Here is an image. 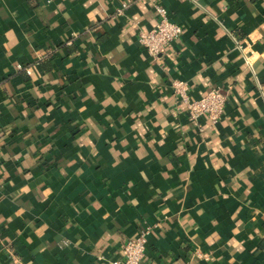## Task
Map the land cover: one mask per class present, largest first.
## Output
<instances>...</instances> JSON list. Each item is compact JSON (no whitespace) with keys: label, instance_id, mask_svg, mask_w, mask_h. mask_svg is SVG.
Masks as SVG:
<instances>
[{"label":"crops","instance_id":"obj_1","mask_svg":"<svg viewBox=\"0 0 264 264\" xmlns=\"http://www.w3.org/2000/svg\"><path fill=\"white\" fill-rule=\"evenodd\" d=\"M158 6L182 34L151 56ZM143 228L142 264H264V0H0V264H109Z\"/></svg>","mask_w":264,"mask_h":264},{"label":"built area","instance_id":"obj_2","mask_svg":"<svg viewBox=\"0 0 264 264\" xmlns=\"http://www.w3.org/2000/svg\"><path fill=\"white\" fill-rule=\"evenodd\" d=\"M156 14L158 19L154 28L137 34L138 43L151 56L163 54L170 43L179 39L182 34V27L169 20L166 9L158 6L156 7ZM244 59L248 68L251 69L249 57L245 56ZM24 70L27 75H31L30 68H24ZM170 87L184 104L190 119L197 121L199 118L204 117L211 124H216L222 117L226 94L220 89H213L200 99L192 100L189 98L188 86L185 82L172 81ZM149 235V228L139 230L136 236L121 245V258L109 264H142ZM199 257L207 260L206 255H199Z\"/></svg>","mask_w":264,"mask_h":264}]
</instances>
